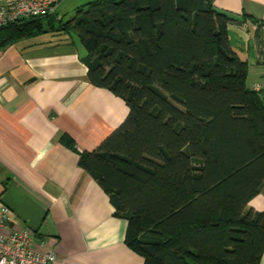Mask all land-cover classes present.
<instances>
[{
	"label": "trees",
	"instance_id": "16d2710c",
	"mask_svg": "<svg viewBox=\"0 0 264 264\" xmlns=\"http://www.w3.org/2000/svg\"><path fill=\"white\" fill-rule=\"evenodd\" d=\"M214 0H91L0 28V49L49 33L76 38L92 85L129 114L79 165L128 220L144 264H260L264 93L229 43L235 19ZM245 18L264 26L245 14ZM61 141L75 148L74 140Z\"/></svg>",
	"mask_w": 264,
	"mask_h": 264
},
{
	"label": "crops",
	"instance_id": "0c3cea01",
	"mask_svg": "<svg viewBox=\"0 0 264 264\" xmlns=\"http://www.w3.org/2000/svg\"><path fill=\"white\" fill-rule=\"evenodd\" d=\"M4 0H0L2 2ZM91 0H61L57 14ZM235 21L229 43L249 64L250 83L264 78V0H214ZM76 14V13H75ZM75 16V15H73ZM76 38L49 33L0 49V216L29 227L59 264H144L126 244L128 220L115 215L108 193L79 165L126 119V101L90 83ZM70 136L75 148L61 141ZM248 207L264 212V182ZM264 264V255L260 261Z\"/></svg>",
	"mask_w": 264,
	"mask_h": 264
},
{
	"label": "built area",
	"instance_id": "2783aa9c",
	"mask_svg": "<svg viewBox=\"0 0 264 264\" xmlns=\"http://www.w3.org/2000/svg\"><path fill=\"white\" fill-rule=\"evenodd\" d=\"M61 0H4L0 2V28L14 22L40 18L57 11ZM253 90L264 93V78L253 84ZM8 205L1 206L0 264H59L56 252L37 238L29 227L10 228Z\"/></svg>",
	"mask_w": 264,
	"mask_h": 264
},
{
	"label": "rangeland",
	"instance_id": "374dc122",
	"mask_svg": "<svg viewBox=\"0 0 264 264\" xmlns=\"http://www.w3.org/2000/svg\"><path fill=\"white\" fill-rule=\"evenodd\" d=\"M75 13H76V11L74 12H71V11H67V12H61V14L63 15V17H64V20H69V19H71L72 17H74L73 15H75ZM254 23V22H253ZM250 81H251V74H250V76H249V78H248V82L250 83Z\"/></svg>",
	"mask_w": 264,
	"mask_h": 264
}]
</instances>
